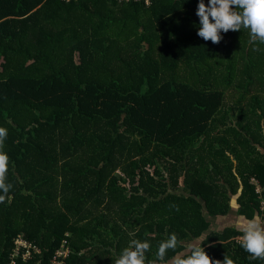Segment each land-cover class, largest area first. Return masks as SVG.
Listing matches in <instances>:
<instances>
[{
  "label": "trees",
  "instance_id": "obj_1",
  "mask_svg": "<svg viewBox=\"0 0 264 264\" xmlns=\"http://www.w3.org/2000/svg\"><path fill=\"white\" fill-rule=\"evenodd\" d=\"M198 3L0 0V264L18 236L41 249L24 264L63 241L65 264H115L133 238L147 264L170 234L181 252L206 232L213 261L264 264L238 229L208 231L233 196L264 221V44L203 40Z\"/></svg>",
  "mask_w": 264,
  "mask_h": 264
},
{
  "label": "clouds",
  "instance_id": "obj_2",
  "mask_svg": "<svg viewBox=\"0 0 264 264\" xmlns=\"http://www.w3.org/2000/svg\"><path fill=\"white\" fill-rule=\"evenodd\" d=\"M196 15L199 17L197 35L205 41L218 44L222 39L221 31L235 32L243 28L250 33L249 44H264V0H209L207 6L204 0H199ZM6 138L7 129L0 127V202L5 200L12 188L11 184L6 183L10 158L2 150ZM232 206L238 207L235 204ZM232 223L243 233L241 246L249 254V260H264V221L261 217L254 215L249 219L238 215L233 218ZM129 235L134 237L136 234ZM180 244L178 236L170 234L167 239L159 242L156 259L147 264H235L227 254L223 261H213L202 247L200 237L194 238L187 250L176 252ZM150 248L148 241L133 238L119 254L115 264H146V253ZM169 251L176 254L166 258Z\"/></svg>",
  "mask_w": 264,
  "mask_h": 264
},
{
  "label": "built area",
  "instance_id": "obj_3",
  "mask_svg": "<svg viewBox=\"0 0 264 264\" xmlns=\"http://www.w3.org/2000/svg\"><path fill=\"white\" fill-rule=\"evenodd\" d=\"M146 2L149 4L150 0H146ZM14 245L10 262L8 264H24L31 260L35 255L41 254V249L38 246L28 242L21 236L14 239ZM69 252L66 242L63 241L61 247L55 252L51 259V264H65V259L69 255ZM19 259H21L22 263L18 262Z\"/></svg>",
  "mask_w": 264,
  "mask_h": 264
},
{
  "label": "rangeland",
  "instance_id": "obj_4",
  "mask_svg": "<svg viewBox=\"0 0 264 264\" xmlns=\"http://www.w3.org/2000/svg\"><path fill=\"white\" fill-rule=\"evenodd\" d=\"M217 73L214 75V76H208L207 78H206V82H212V81H214V80H216V79H218L222 74H224V66H222V67H219V68H217V71H216ZM236 196H233L232 197V201H231V211L234 209L233 208V204H235L236 205ZM235 215H239V213L238 212H236L235 211ZM213 218V217H212ZM211 224H212V226H210L209 227V229H208V231H222V228L224 227V225H225V223H224V221L223 220H218V219H213V220H211ZM208 232H206L202 237H200L201 238V242L205 239V236H206V234H207ZM240 239H242V238H240ZM193 242V241H192ZM192 242H189V243H187V246L189 247L190 245H191V243Z\"/></svg>",
  "mask_w": 264,
  "mask_h": 264
},
{
  "label": "crops",
  "instance_id": "obj_5",
  "mask_svg": "<svg viewBox=\"0 0 264 264\" xmlns=\"http://www.w3.org/2000/svg\"><path fill=\"white\" fill-rule=\"evenodd\" d=\"M232 208V207H231ZM234 208V207H233ZM235 211L236 212H238V207H236V208H234L232 211L230 210V212L227 214V215H225V216H217V217H211L209 220H210V226H212V224H211V220H213V219H218V220H223L224 221V223H225V225H224V227L222 228V230L224 229V228H226V227H234V228H236L235 226H234V224L232 223V220H233V218L235 217V216H237V215H235ZM237 229V228H236ZM219 231V230H218Z\"/></svg>",
  "mask_w": 264,
  "mask_h": 264
}]
</instances>
